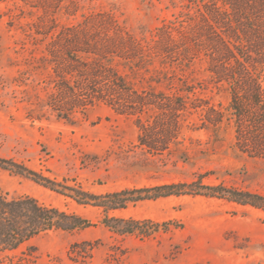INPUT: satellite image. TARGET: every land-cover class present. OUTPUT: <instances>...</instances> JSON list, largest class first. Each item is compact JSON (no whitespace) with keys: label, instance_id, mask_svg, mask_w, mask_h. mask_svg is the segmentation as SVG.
Returning <instances> with one entry per match:
<instances>
[{"label":"rangeland","instance_id":"rangeland-1","mask_svg":"<svg viewBox=\"0 0 264 264\" xmlns=\"http://www.w3.org/2000/svg\"><path fill=\"white\" fill-rule=\"evenodd\" d=\"M194 6L193 0H60L54 7L40 0H0V157L93 194L201 177L206 184L264 195V158L234 145L236 122L228 111V84L214 82L205 56L187 46V40L173 46V56L163 59L166 64L156 57L150 72L130 75L147 89L167 93L194 87L189 98H182L191 102L187 106L195 97L207 102L184 111L177 128L170 118L163 121L157 137L167 143L166 151L150 152L138 145L135 115L119 114L99 102L71 116L68 90L66 95L59 92L57 83L67 68H57L48 51L58 31L80 24L78 37L72 39L80 47L100 31L86 20H99L101 31L109 27L111 34L148 36L163 23L181 19L182 13L190 14ZM158 72L173 78L151 81L158 79ZM208 106L224 113L222 122L207 121ZM13 170L0 167L1 194L30 195L88 218L91 225L40 233L12 251L0 252V264H264L260 208L181 194L104 211L91 202L78 203L72 191L59 193ZM105 214L150 219L159 226L148 233H122L101 222Z\"/></svg>","mask_w":264,"mask_h":264},{"label":"trees","instance_id":"trees-1","mask_svg":"<svg viewBox=\"0 0 264 264\" xmlns=\"http://www.w3.org/2000/svg\"><path fill=\"white\" fill-rule=\"evenodd\" d=\"M23 1L30 3L33 0ZM59 1L40 0L53 4V7ZM193 3V12L182 13L181 19L163 23L148 36L127 32L111 34L109 27L105 32L101 31L99 20H86L90 26H98L100 31L80 47L72 43V39L78 37L76 32L80 24L58 31V40H53L48 51L57 68H67L63 71V81L57 83L59 92L66 95L68 90L66 98L70 100L71 116L99 102L119 114L135 115L138 145L150 152L166 151L167 143L157 137L162 133L159 130L164 126L163 121L170 118L173 127L177 128L184 111L207 102L195 97L193 105L187 106L186 103L191 102L182 98H189L188 94L194 92V87L182 86L167 93L151 87L147 89L142 81L137 84L135 77L130 75L139 71L150 72L149 67L156 57L159 64H166L163 59L173 56V46L187 40V46H195L205 56L206 69L214 82L228 84V111L236 122L234 145L250 156L264 158V0H193ZM45 8L47 6H43ZM57 41L64 44L59 46ZM165 74L158 72V79L151 78V81L172 80L173 77ZM179 91L182 94H178ZM167 100L172 104L169 105ZM204 111L211 124L220 123L224 118V113L213 106L206 107ZM0 167L9 170L13 167V171L26 174L59 193L72 191L70 196L78 203L91 202L104 211L124 208L127 203L138 200L181 194L226 198L264 211L263 194L222 184H206L201 177L190 182L123 188L102 195L61 184L11 159L0 157ZM101 222L122 233H148L159 226L150 219L107 214ZM90 225L88 218L44 205L30 195L7 197L0 193V252L12 251L40 233L70 231ZM140 225H144L143 228Z\"/></svg>","mask_w":264,"mask_h":264}]
</instances>
